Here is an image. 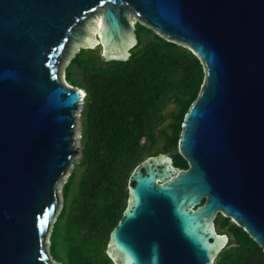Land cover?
I'll return each instance as SVG.
<instances>
[{"label": "water", "instance_id": "1", "mask_svg": "<svg viewBox=\"0 0 264 264\" xmlns=\"http://www.w3.org/2000/svg\"><path fill=\"white\" fill-rule=\"evenodd\" d=\"M138 22L196 52L204 81L178 144L189 168L160 153L135 169L106 255L214 264L233 238L217 214L264 250V0H0V264H53L85 97L63 80L64 62L76 47L127 60Z\"/></svg>", "mask_w": 264, "mask_h": 264}, {"label": "trees", "instance_id": "2", "mask_svg": "<svg viewBox=\"0 0 264 264\" xmlns=\"http://www.w3.org/2000/svg\"><path fill=\"white\" fill-rule=\"evenodd\" d=\"M136 34L138 45L125 61H106L95 49H80L67 66L66 81L85 93L83 170L78 192L71 197L76 172L64 189L50 236L55 262L112 264L106 246L127 207L129 178L148 156L162 153H151L158 143H164L177 168H189L178 144L185 115L201 92V60L191 48L140 22ZM171 105L176 110L167 115ZM221 226H228L233 238L215 264H264V250L243 227L230 217Z\"/></svg>", "mask_w": 264, "mask_h": 264}, {"label": "rangeland", "instance_id": "3", "mask_svg": "<svg viewBox=\"0 0 264 264\" xmlns=\"http://www.w3.org/2000/svg\"><path fill=\"white\" fill-rule=\"evenodd\" d=\"M183 47H184V45H183ZM95 50L99 53V51L97 49H95ZM75 51H77V47L74 49V52ZM74 52L64 62V66L62 68L63 80L64 81H65V72H66L67 66L69 65L71 59L73 58ZM77 77H78V75L75 74V79L76 80H77ZM82 106H80L78 108V112H77V129H76V131H77V136H78V140H77L78 153L75 155V160H76L75 163L70 166V168L68 169L67 175L62 179V181L60 182V185H59V192H60V199H61L59 213H60V211H61V209L63 207V203H64V189H65V186H66L67 182L69 181L71 175L74 172H76L75 179H74L75 183H74L73 188H72L71 197L73 195H75L78 192V189H79V183H80L79 180H80V176H81V173H82V170H83V168L79 167V161H80V158H81V147H82V144H81V133H82L81 112H82V108H83ZM175 110H176V106L175 105H171L168 108V110L166 111V114L170 115ZM169 123H170V121L166 122L165 125L167 126V125H169ZM158 150H162L161 152L164 153V154L167 153L166 151H164V143L163 142L158 143V145L153 149V151L151 153L157 152ZM170 154L171 153H169L168 155H170ZM57 217H58V215H57ZM221 218H223V217H220L219 219L221 220ZM231 221H233V219H231ZM216 228L220 232H224V231L229 232L228 227L224 228V227H221L219 224L216 225ZM49 250H50V244H49ZM52 262H53V264H61V263H58V262H55V261H52ZM214 264H215V262H214Z\"/></svg>", "mask_w": 264, "mask_h": 264}, {"label": "flooded vegetation", "instance_id": "4", "mask_svg": "<svg viewBox=\"0 0 264 264\" xmlns=\"http://www.w3.org/2000/svg\"><path fill=\"white\" fill-rule=\"evenodd\" d=\"M173 160V159H172ZM173 164H174V162H173ZM175 167H176V165H174ZM180 169V168H179ZM205 202V200H203V203ZM221 216L219 215V214H217L216 215V217L214 218V226H215V228H216V225H220L221 226V223H223V218H221V220L219 219ZM234 222V221H233ZM221 227H223V226H221ZM226 227H228V226H226ZM226 227H224V228H226ZM216 230H217V228H216ZM217 232H219L218 230H217ZM225 234H230L229 232H227V233H225Z\"/></svg>", "mask_w": 264, "mask_h": 264}, {"label": "bare ground", "instance_id": "5", "mask_svg": "<svg viewBox=\"0 0 264 264\" xmlns=\"http://www.w3.org/2000/svg\"><path fill=\"white\" fill-rule=\"evenodd\" d=\"M83 97H84V95H83Z\"/></svg>", "mask_w": 264, "mask_h": 264}]
</instances>
